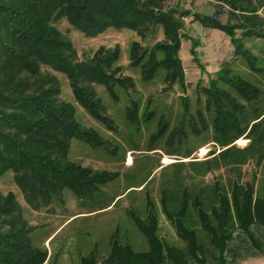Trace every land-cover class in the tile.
<instances>
[{"label":"trees","instance_id":"trees-1","mask_svg":"<svg viewBox=\"0 0 264 264\" xmlns=\"http://www.w3.org/2000/svg\"><path fill=\"white\" fill-rule=\"evenodd\" d=\"M211 1L214 10L206 14L171 0H0V177L11 174L29 209L62 203L67 190L77 200L93 201L90 212L102 211L152 178L150 168L144 178L128 173L123 191L104 198L103 187L118 173L70 158L73 142L113 157L124 152L115 137L78 117L77 106L113 135L119 132L98 86L113 104L126 100L122 117L133 148L139 147L136 137L147 131L144 151L160 150L176 159L160 167L158 199L145 192L140 207L126 209L143 245L112 233L104 256L91 249L78 264H234L240 256L234 241L240 238L263 252L264 235L256 236L254 229L264 231V183L257 191L255 175L247 182L240 179L249 160L256 165L264 160V58L245 45L254 37L264 40V0ZM188 16L224 32L235 61L206 72L197 58L199 41L185 30ZM62 19L90 38L108 28L133 31L139 40L128 43L127 67L142 82H160L163 92L176 86L182 94L178 110L158 111L151 96H141L135 80L122 73L118 45L78 58L57 27ZM158 32L161 39H155ZM182 39L190 41L191 58L207 75L205 85L201 79L195 83L193 101L185 94ZM52 71L68 81L74 103L60 97L61 83ZM240 137L248 140L243 147L235 142ZM207 143L205 158L195 160L193 152ZM145 158L150 163L151 156ZM221 168L229 172L224 180L202 179ZM160 214L178 242L160 235ZM34 228L15 194L0 190V264H44L49 255L43 243L32 240Z\"/></svg>","mask_w":264,"mask_h":264},{"label":"rangeland","instance_id":"rangeland-1","mask_svg":"<svg viewBox=\"0 0 264 264\" xmlns=\"http://www.w3.org/2000/svg\"><path fill=\"white\" fill-rule=\"evenodd\" d=\"M171 3H179L183 7L190 8L192 11H199L206 14H211L213 10L209 7H196L195 0H171ZM260 14L264 22V11L260 10ZM226 16L227 13L225 11L220 18L225 21L227 19ZM57 27L71 41L78 58L91 56L100 46L113 47L114 45H118L121 51L118 63L123 67L122 73L131 76L135 80V87L141 96L144 99L151 96L153 101H155L154 104L158 111L171 109L172 112H176L178 110L180 106L178 97L182 94L176 86H174L173 91L163 92L161 90L163 86L160 82L157 80L150 83L142 82L139 79L138 73L127 67L128 43L132 40H139L133 31L108 28L97 36L90 38L72 29L64 19L57 23ZM185 30L189 36L199 41L196 47L197 58L204 65L206 72L215 71L223 61L231 63L235 61V59L233 60V48L229 42V38L221 30L204 28L197 22L192 21L190 16L185 18ZM236 33L238 35L239 30H236ZM161 38L162 35L158 32L155 39ZM245 45L250 47L253 53L264 58L263 39L254 37L251 40H247ZM189 47L190 41L188 39H182L179 57L184 68L187 84L185 94L193 101V87L195 83L201 79V83L205 85L207 75L199 72V67L191 58ZM239 66L241 65H236L235 68L239 69L242 67ZM53 73L57 75L61 83L60 97L74 103L68 81L62 74L57 72ZM97 89L106 104L107 113L114 118L119 132L113 135L109 130L95 122L79 106H77L78 117L84 125L97 128L102 134L111 136V138L115 137L123 145L124 152L113 157L106 155L98 148L87 149L86 146L78 142H73L70 158L93 169H104L118 173L115 182H111L103 187L104 198L113 197V195L123 191L126 185L125 177H127L126 175L128 173H134L135 177L144 178L146 175L145 170L150 168L152 170V178L142 189H140V186L136 187L133 196H129L128 194L125 196L121 195L115 204L102 211L90 212L95 207L93 201L89 199L85 201L77 200L67 190L63 194L65 197L62 203H53L39 211L31 210L24 204L21 194L12 181L11 174L7 172L1 176L0 190L3 193L12 191L15 194L18 202L22 206L24 216L28 223L35 227L30 233L32 240L36 245L43 243L47 248L49 258L44 264H78L79 257L91 249L99 250L100 256H104L106 254L105 251L109 249L108 242L112 233H117L120 240L127 241L131 244H139L138 246L143 245L141 236L136 233L131 221L126 215V209L134 206L140 207L143 203L145 192H148L155 199H158L160 167L166 166L176 160L174 156L165 155L160 150L144 151L147 131H143L141 136L136 137L135 140L139 147L133 148L130 142H128L130 131L128 132V128L124 125L122 117L123 106L126 100L122 99L120 102L113 104L102 91V87L98 86ZM243 139L245 141L242 142L243 144L235 141L238 147H243L247 144L248 140ZM201 148H204L202 153L200 152ZM210 148L211 143H207L196 149L192 156L195 157V160L204 159ZM129 155L131 157L130 162L128 161ZM145 155H150L152 158L148 164H145ZM164 159L167 160L164 162ZM182 160L187 161L189 158ZM228 174V171L221 168L219 171L216 170L212 173H207L202 179L206 183H210L216 178H219V176V179L224 180ZM253 176L255 178V188L258 191L264 183V160L259 165H256L252 159L241 167V182L250 181ZM159 225V233L163 238L178 242L172 226L161 214L159 215ZM254 232L260 238L264 235V231L261 228H255ZM48 235L50 237L46 239ZM234 244L237 245L240 253V256L237 257L234 264H264V250L262 253L256 252V249L252 248L247 241L241 240V238L236 239ZM133 248L138 250L134 246ZM246 249L247 251L245 252ZM252 252L254 254H251Z\"/></svg>","mask_w":264,"mask_h":264},{"label":"crops","instance_id":"crops-1","mask_svg":"<svg viewBox=\"0 0 264 264\" xmlns=\"http://www.w3.org/2000/svg\"><path fill=\"white\" fill-rule=\"evenodd\" d=\"M196 1V7L197 6H203L204 8H212L214 10V3L211 0H195ZM212 10V11H213Z\"/></svg>","mask_w":264,"mask_h":264},{"label":"bare ground","instance_id":"bare-ground-1","mask_svg":"<svg viewBox=\"0 0 264 264\" xmlns=\"http://www.w3.org/2000/svg\"><path fill=\"white\" fill-rule=\"evenodd\" d=\"M236 142L239 143V144H243L242 142H245V141H244L243 138L240 137L239 139L236 140ZM203 151H204V148H201V149H200V152L202 153ZM166 160H167V159H164V162H165ZM128 161H129V162L131 161V157H130V155L128 156Z\"/></svg>","mask_w":264,"mask_h":264}]
</instances>
